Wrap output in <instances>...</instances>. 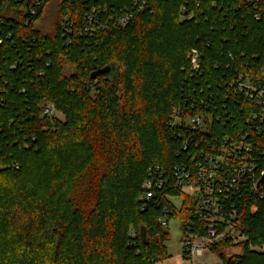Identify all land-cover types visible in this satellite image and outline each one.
Returning <instances> with one entry per match:
<instances>
[{
	"label": "trees",
	"instance_id": "obj_1",
	"mask_svg": "<svg viewBox=\"0 0 264 264\" xmlns=\"http://www.w3.org/2000/svg\"><path fill=\"white\" fill-rule=\"evenodd\" d=\"M134 2L146 9L137 12ZM43 3L0 0V264L166 261L170 236L160 218L183 229L193 223L200 236L207 229L174 168L240 132L264 150V123L251 119L254 106L234 90L238 77L264 83V0ZM48 8L44 32L36 24ZM124 11L133 18L122 27ZM191 50L200 55L198 71ZM107 66L111 76L90 79ZM42 101L64 120L41 117ZM176 112L210 117L207 132L172 125ZM257 162L264 167V157ZM159 178L163 188L148 199L144 184ZM174 197H182L179 209L167 199ZM235 205L210 252L220 264H264V200L246 194ZM234 233L243 239L236 243ZM232 249L240 252L227 254Z\"/></svg>",
	"mask_w": 264,
	"mask_h": 264
},
{
	"label": "built area",
	"instance_id": "obj_2",
	"mask_svg": "<svg viewBox=\"0 0 264 264\" xmlns=\"http://www.w3.org/2000/svg\"><path fill=\"white\" fill-rule=\"evenodd\" d=\"M37 7L43 6V0H34ZM137 12L146 9L145 2L141 5L137 2L132 4ZM183 13V9L181 10ZM31 15L36 11L32 9ZM133 18L131 11H124L117 19L120 26H126ZM191 19V15L187 17ZM87 25L96 20L95 9H92L85 17ZM89 30V28H86ZM192 70L198 71L200 55L198 51L191 50L189 54ZM234 90L243 94L244 98L251 101L255 110L251 112V119L257 120L259 124L264 123V83L252 81L248 78L238 77ZM39 114L50 120L62 122L64 115L57 110L55 105L49 101H42L39 105ZM172 125H183L187 133L194 135L195 132L205 133L210 124V117L195 115L193 117H180L179 113L172 115ZM207 118V120H205ZM261 127L255 126V132H260ZM189 147L188 141H184L183 149ZM195 149H198L196 144ZM211 150V149H210ZM209 150V151H210ZM264 157V150H255L251 144L250 134L240 132L235 136L223 138L219 147L210 152L194 151L189 154L190 164L174 168L173 177L176 186L181 189L193 190L189 195L195 203V211L203 227H207L205 236L192 231L198 227L191 223L182 230V260L185 264H197L210 252V246L220 238L224 237L226 230L233 223L237 210L235 201L246 194H251L259 200H264V167L260 168L258 157ZM165 184L160 178L154 182H146L143 186L148 199L153 197L155 190H161ZM169 201L172 198H167ZM172 203V202H171ZM255 207H251L253 212ZM167 215L169 211L164 210ZM170 214V213H169ZM162 228L167 227L168 217L159 219ZM218 227H225V231L218 234ZM232 239L233 236H231ZM242 240L239 235L235 238ZM214 256V254H213Z\"/></svg>",
	"mask_w": 264,
	"mask_h": 264
},
{
	"label": "rangeland",
	"instance_id": "obj_3",
	"mask_svg": "<svg viewBox=\"0 0 264 264\" xmlns=\"http://www.w3.org/2000/svg\"><path fill=\"white\" fill-rule=\"evenodd\" d=\"M52 17H53V10L45 9L44 14L42 18L37 22L36 27L40 28L44 32L51 31L50 21ZM68 71H70V68L66 69V72ZM182 191L187 195H191L193 190L185 189ZM170 201L172 202L173 206L176 209H179L181 206L182 197H174ZM164 229L168 231L169 236H170V239L166 244L170 258L167 259L166 261L158 262L155 264H185L184 261L182 260L181 240L183 239V234H182L183 226L181 222L177 219H170L168 221L167 227H165ZM237 235L238 233H234L232 235L236 243L238 242V240L235 239ZM239 252H240L239 249H232V250H228L227 254L232 255V254H237ZM196 263L197 264H220V260L215 255L213 256V254L211 255L208 253L204 258L198 260Z\"/></svg>",
	"mask_w": 264,
	"mask_h": 264
},
{
	"label": "water",
	"instance_id": "obj_4",
	"mask_svg": "<svg viewBox=\"0 0 264 264\" xmlns=\"http://www.w3.org/2000/svg\"><path fill=\"white\" fill-rule=\"evenodd\" d=\"M114 67L113 66H107L103 69H99L95 72H93L90 75V79H95L96 77L102 76V75H106V76H111L114 73ZM264 182V177L261 179L260 183Z\"/></svg>",
	"mask_w": 264,
	"mask_h": 264
}]
</instances>
